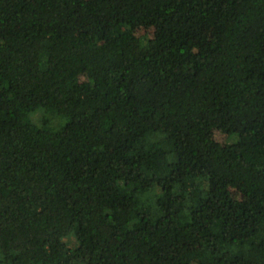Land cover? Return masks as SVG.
<instances>
[{"label": "trees", "instance_id": "obj_1", "mask_svg": "<svg viewBox=\"0 0 264 264\" xmlns=\"http://www.w3.org/2000/svg\"><path fill=\"white\" fill-rule=\"evenodd\" d=\"M0 264H264V0H0Z\"/></svg>", "mask_w": 264, "mask_h": 264}, {"label": "rangeland", "instance_id": "obj_2", "mask_svg": "<svg viewBox=\"0 0 264 264\" xmlns=\"http://www.w3.org/2000/svg\"><path fill=\"white\" fill-rule=\"evenodd\" d=\"M156 26H152V27H138L135 29V33L138 36L144 37V38H153L156 34ZM199 44V43H197ZM213 138L220 142V143H226V142H230L231 140L228 138V135L219 131V130H215L213 132ZM235 139V138H234ZM230 193L233 195L234 198L236 199H241L242 195L237 192L235 189L231 188L230 189Z\"/></svg>", "mask_w": 264, "mask_h": 264}]
</instances>
